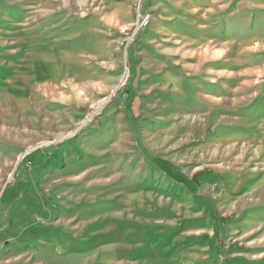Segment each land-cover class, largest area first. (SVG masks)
<instances>
[{
  "label": "rangeland",
  "instance_id": "374dc122",
  "mask_svg": "<svg viewBox=\"0 0 264 264\" xmlns=\"http://www.w3.org/2000/svg\"><path fill=\"white\" fill-rule=\"evenodd\" d=\"M0 264H264V0H0Z\"/></svg>",
  "mask_w": 264,
  "mask_h": 264
},
{
  "label": "built area",
  "instance_id": "2783aa9c",
  "mask_svg": "<svg viewBox=\"0 0 264 264\" xmlns=\"http://www.w3.org/2000/svg\"><path fill=\"white\" fill-rule=\"evenodd\" d=\"M29 156H30V154L25 155V160L24 161H26ZM26 163H27L28 166H32V161H27Z\"/></svg>",
  "mask_w": 264,
  "mask_h": 264
},
{
  "label": "trees",
  "instance_id": "16d2710c",
  "mask_svg": "<svg viewBox=\"0 0 264 264\" xmlns=\"http://www.w3.org/2000/svg\"><path fill=\"white\" fill-rule=\"evenodd\" d=\"M104 135V134H103ZM109 135V134H108ZM105 136V135H104Z\"/></svg>",
  "mask_w": 264,
  "mask_h": 264
}]
</instances>
